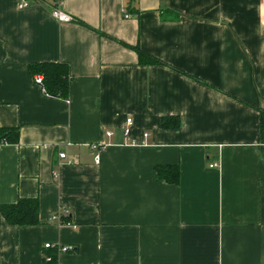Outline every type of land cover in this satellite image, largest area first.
<instances>
[{
  "label": "crops",
  "instance_id": "0c3cea01",
  "mask_svg": "<svg viewBox=\"0 0 264 264\" xmlns=\"http://www.w3.org/2000/svg\"><path fill=\"white\" fill-rule=\"evenodd\" d=\"M56 5L0 0V127L20 130L0 145V206L38 198L40 219L0 210V264H264V0H62L70 23ZM59 62L68 99L30 72Z\"/></svg>",
  "mask_w": 264,
  "mask_h": 264
},
{
  "label": "trees",
  "instance_id": "16d2710c",
  "mask_svg": "<svg viewBox=\"0 0 264 264\" xmlns=\"http://www.w3.org/2000/svg\"><path fill=\"white\" fill-rule=\"evenodd\" d=\"M130 48L137 52L142 65L162 64L160 60L147 54L138 46ZM30 72L36 82L38 77L41 78V82L37 83L43 87L46 94L56 98H69L73 76L67 63H35L30 65ZM261 121L262 133H264V112H261ZM161 127L178 130L181 127V120L179 117H164L161 119ZM19 135V128L0 127V145L19 143ZM156 172L160 180L174 185L180 183V168L178 166H160L157 167ZM0 210L10 225L21 228L40 224L38 198H20L14 204L1 205ZM49 257L51 260L48 261L47 257L46 264H56L55 253Z\"/></svg>",
  "mask_w": 264,
  "mask_h": 264
},
{
  "label": "built area",
  "instance_id": "2783aa9c",
  "mask_svg": "<svg viewBox=\"0 0 264 264\" xmlns=\"http://www.w3.org/2000/svg\"><path fill=\"white\" fill-rule=\"evenodd\" d=\"M54 1L57 3V5H56V7L53 8V10H52V15H53L58 21H60V22H62V23H70V22L74 21V20H73V17H72L71 15H69V14L65 13L64 11H62L61 9H59V4H61L62 0H54ZM29 4H30V2L26 1V2H24L21 6H24V7H25V6H28ZM126 17L128 18V17H130V16H129L128 14H126ZM37 82H38V83L41 82V78H40V77L37 78ZM126 124H127V126H126L124 132H125V135L128 136L129 133H130V128H131V126L133 125V119H132V118H128ZM108 135L111 136V135H112V132H109ZM146 136H147V135H146ZM60 157L63 158V159L67 158L66 154H64V153H61V154H60ZM99 162H100V157L97 156V157H96V163H99ZM216 166H217L216 164L211 165V167H216ZM68 218H69V213H68L67 210H65V209H63V208H61V209L59 210V212L56 213V214L52 217L53 220H57V221H59L62 225L70 226V227L76 228V226H74V225L69 221ZM67 219H68V220H67ZM45 247H46L47 249H51V248H53V246H52L51 244H47ZM58 250L61 251V252H71V251H74V246L58 247V248H57V251H58ZM47 260L50 261L51 258L48 257Z\"/></svg>",
  "mask_w": 264,
  "mask_h": 264
}]
</instances>
